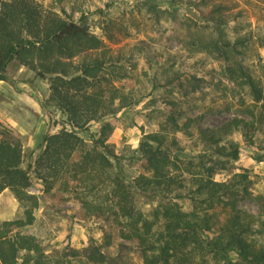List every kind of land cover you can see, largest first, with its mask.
Segmentation results:
<instances>
[{"label":"trees","instance_id":"obj_1","mask_svg":"<svg viewBox=\"0 0 264 264\" xmlns=\"http://www.w3.org/2000/svg\"><path fill=\"white\" fill-rule=\"evenodd\" d=\"M162 1L185 8L198 21H223L220 2L211 3L206 11L194 7L196 0L139 3L157 22L156 8ZM58 4L54 9L36 0H0V79L6 78L7 65L16 60L46 82L43 105L57 109L66 120L57 131L42 135L39 152L27 167L23 166L22 145L0 130V192L8 188L24 206L22 217L0 222V264H56L36 237L25 232L38 206V195L28 190L31 168L41 194L58 200H65L69 193L75 195L78 205L70 216L93 222L105 234L112 228L120 242L140 250L143 264H234L227 261L229 252H235L245 264H264V217L240 207L251 194V180L245 173L217 180L216 166H225L229 160L208 163L201 158L205 144L216 155L238 158L236 143H221L226 128L237 129L252 140L257 122H264V95L256 80L239 62L225 64L224 75L247 86L259 109L255 112L253 106H246L248 118L233 117L220 127L197 126L190 116L180 119L176 101L168 99L163 122L157 130L143 133L138 142L134 161L138 173L129 181L109 157L111 150L105 141L112 126L104 117L113 113L116 101L126 98L113 81L130 76L136 60L132 55L122 59L110 55L102 37L84 19ZM225 46L230 47L229 41L209 43L227 61L230 55ZM165 85L170 91L175 86L181 94L196 89L178 75ZM230 107L228 102L223 110ZM92 124L97 126L98 136L88 144L76 130H88ZM178 137L195 138L204 146L203 154L186 153ZM136 192L158 194L163 200L146 216L135 205ZM182 198L191 204L188 210L179 203ZM218 213L223 214V222L209 233L215 224L211 216ZM86 255L95 262L103 257L97 246L88 247Z\"/></svg>","mask_w":264,"mask_h":264},{"label":"rangeland","instance_id":"obj_2","mask_svg":"<svg viewBox=\"0 0 264 264\" xmlns=\"http://www.w3.org/2000/svg\"><path fill=\"white\" fill-rule=\"evenodd\" d=\"M36 1L54 9L61 3L70 14L84 19L91 31L102 37L110 55L119 59L132 55L136 60V69L131 71L130 76L113 81L119 93L126 98L120 103L116 101L113 113L104 117L112 126L105 141L111 150L109 157L114 168H120L129 181L138 173L134 163L138 142L143 133L157 130L163 122L168 99L176 101L175 108L181 114L180 119L194 117L196 125L200 127H220L233 117L248 118L244 112L246 106H253L255 112L259 109L250 89L224 75L223 67L226 63L239 62L243 71L256 80L264 95V0H196L194 7L205 11L211 3L220 2L222 23L195 20L185 8H173L163 1L156 8L159 15L157 22L151 17L153 14L140 5L139 0ZM213 40L229 41L230 47H225L230 60H223L219 52L209 47ZM7 66L4 80L13 83L12 79L17 75L20 80L16 85L26 95L19 99L0 94L2 110H11L16 122L14 126L0 124V130L4 137L22 145L23 166L27 167L39 152L42 135L57 131L66 124V120L57 109L43 105L47 95L46 82L40 81L33 71L16 60ZM175 75L182 81H188V87H196L195 91L181 94L175 86L170 91L165 82ZM228 102L231 107L224 111L223 107ZM38 122L42 128L35 136L33 131ZM256 125L250 141L232 127L226 128L227 131L222 134L221 143H236V160L216 155L206 144L205 154L201 158L208 163L219 159L229 160L225 166H216L217 180L233 173L247 174L251 180L248 187L251 194L240 202V207L264 217V122H257ZM76 131L88 144L92 137L98 136L95 124L89 126L88 130ZM178 141L186 153L203 154L204 146L195 138L188 140L178 137ZM30 174L28 190L38 195V206L34 210V221L26 227L25 232L36 237L52 262L143 264L140 250L130 243L120 242L112 228L105 234L93 222L79 221L70 216L78 205L75 195L69 193L65 200H58L41 194L32 168ZM147 193H134V202L140 211L149 216L163 198ZM178 201L184 209L190 208L191 204L185 198ZM23 210L22 202L8 188L0 192V222L22 217ZM210 220L215 224L209 233L215 232L223 222V214L211 216ZM91 246L99 247L102 260L95 262L87 258L86 251ZM227 261L245 264L235 252H229ZM209 264L223 263L211 261Z\"/></svg>","mask_w":264,"mask_h":264},{"label":"crops","instance_id":"obj_3","mask_svg":"<svg viewBox=\"0 0 264 264\" xmlns=\"http://www.w3.org/2000/svg\"><path fill=\"white\" fill-rule=\"evenodd\" d=\"M7 68L8 66L6 67V70ZM16 76L17 75H15L14 78L12 79L14 84L11 83L10 81L0 79V94L1 95H3L4 97L13 96L19 99L23 98L24 95H26L24 92L20 91V88L16 85L17 83H19L18 80H20ZM31 92L30 94H32ZM0 124H6L9 126H14L16 124L15 119L13 118L12 111L11 110L3 111L1 106H0ZM41 128H42V125L40 122H38L37 125L34 127V131H33L35 136L40 133Z\"/></svg>","mask_w":264,"mask_h":264}]
</instances>
